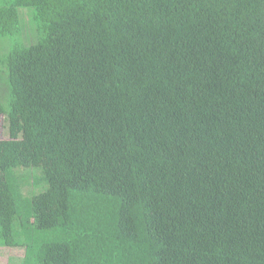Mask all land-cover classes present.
Returning <instances> with one entry per match:
<instances>
[{
  "label": "trees",
  "instance_id": "1",
  "mask_svg": "<svg viewBox=\"0 0 264 264\" xmlns=\"http://www.w3.org/2000/svg\"><path fill=\"white\" fill-rule=\"evenodd\" d=\"M0 117L8 264H264V0H0Z\"/></svg>",
  "mask_w": 264,
  "mask_h": 264
},
{
  "label": "rangeland",
  "instance_id": "2",
  "mask_svg": "<svg viewBox=\"0 0 264 264\" xmlns=\"http://www.w3.org/2000/svg\"><path fill=\"white\" fill-rule=\"evenodd\" d=\"M6 139H9V133H8L6 125L4 123V118L0 117V140H6ZM8 251L9 252L13 251V254H17V251H14V250H12V251L8 250ZM0 264H8V263H7L6 259L0 258Z\"/></svg>",
  "mask_w": 264,
  "mask_h": 264
},
{
  "label": "crops",
  "instance_id": "3",
  "mask_svg": "<svg viewBox=\"0 0 264 264\" xmlns=\"http://www.w3.org/2000/svg\"><path fill=\"white\" fill-rule=\"evenodd\" d=\"M0 258L2 259V257L0 256Z\"/></svg>",
  "mask_w": 264,
  "mask_h": 264
}]
</instances>
